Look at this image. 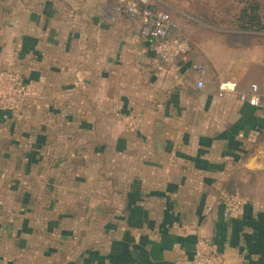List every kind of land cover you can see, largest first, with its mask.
<instances>
[{"label": "crops", "instance_id": "0c3cea01", "mask_svg": "<svg viewBox=\"0 0 264 264\" xmlns=\"http://www.w3.org/2000/svg\"><path fill=\"white\" fill-rule=\"evenodd\" d=\"M112 4L0 0V70L28 88L0 111V264H191L199 238L224 264H264V40L183 24L190 53L156 70ZM220 84L256 85L263 108Z\"/></svg>", "mask_w": 264, "mask_h": 264}, {"label": "built area", "instance_id": "2783aa9c", "mask_svg": "<svg viewBox=\"0 0 264 264\" xmlns=\"http://www.w3.org/2000/svg\"><path fill=\"white\" fill-rule=\"evenodd\" d=\"M110 10L114 15L129 18L134 23L138 36L155 44L156 70L172 67L190 53L191 44L183 36L179 25L168 13L152 6L148 0H113ZM246 32L264 37V28L261 26H252ZM191 71L195 74L196 89L202 90L203 78L207 73L206 66L195 63L191 65ZM227 94H235L236 100L240 103L256 109L263 108L256 85H251L247 94H237L234 85L220 84L217 97L223 98ZM27 97L28 88L20 75L13 71L0 70V111L15 112L25 103ZM127 126L130 130L135 129L132 124ZM214 204L221 208V217L224 220H237L241 215L242 202L236 195L221 192ZM212 209L213 206H210L207 211L210 212ZM191 264H224V259L213 244L199 238L192 250Z\"/></svg>", "mask_w": 264, "mask_h": 264}, {"label": "trees", "instance_id": "16d2710c", "mask_svg": "<svg viewBox=\"0 0 264 264\" xmlns=\"http://www.w3.org/2000/svg\"><path fill=\"white\" fill-rule=\"evenodd\" d=\"M226 2L227 0H215L214 3L217 4V7L216 9H213V11H211V8H209L208 6L201 8L197 7L194 11V8L191 6V4H189V8L187 10L182 11H186L185 13L191 15L192 21H189V23H192L196 26L198 25L202 32H206L207 34L211 32L208 28H206L207 26L215 29H228L232 31L234 29L232 28L231 30L229 28H226V22L221 18V11L223 10L222 8ZM263 3L255 2L252 7L243 8V10H241V16H239L238 14V16H236L233 21L231 20V22H229L227 26L232 27V25H239V30L245 32L248 31L252 26H261L264 28V6L262 7ZM215 10L217 12H214ZM235 29L238 30L237 28ZM229 37H231L233 40H240L243 44H251L256 41V43H263L264 40L263 36H253L239 33L232 34Z\"/></svg>", "mask_w": 264, "mask_h": 264}, {"label": "rangeland", "instance_id": "374dc122", "mask_svg": "<svg viewBox=\"0 0 264 264\" xmlns=\"http://www.w3.org/2000/svg\"><path fill=\"white\" fill-rule=\"evenodd\" d=\"M149 3L154 6L159 8L160 10L168 13L174 20L175 22L181 27L183 24H188L189 21L192 19L191 15H188L182 10H187L189 8V4L194 8L193 10L195 11V8H201V7H209L211 8V11L213 9H216L217 4L214 3L215 0H148ZM257 3H263L264 0H227L225 5L223 6V10L221 11V18L225 20L226 22V28H229L232 30V28L235 31H239V25H232V27L227 26L231 20L235 19L236 16H241L243 8L246 7H252L253 4ZM264 6V3L262 4V7ZM214 12H217L216 10ZM198 19V18H197ZM237 28L238 30H236ZM228 30V29H226ZM230 31V30H228ZM249 31V30H248ZM232 34H229L231 36ZM230 41V40H229ZM191 42V41H190ZM173 68L172 67H165L163 68L166 71H169Z\"/></svg>", "mask_w": 264, "mask_h": 264}]
</instances>
